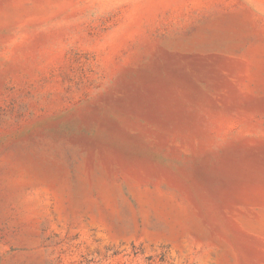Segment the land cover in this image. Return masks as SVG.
Listing matches in <instances>:
<instances>
[{"label": "rangeland", "instance_id": "374dc122", "mask_svg": "<svg viewBox=\"0 0 264 264\" xmlns=\"http://www.w3.org/2000/svg\"><path fill=\"white\" fill-rule=\"evenodd\" d=\"M0 264H264V0H0Z\"/></svg>", "mask_w": 264, "mask_h": 264}]
</instances>
